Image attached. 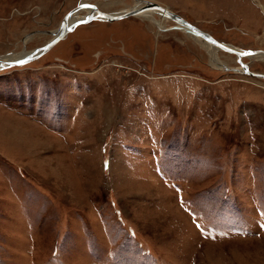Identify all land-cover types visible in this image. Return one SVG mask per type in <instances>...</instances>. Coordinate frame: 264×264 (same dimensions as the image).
I'll list each match as a JSON object with an SVG mask.
<instances>
[{"label": "rangeland", "instance_id": "374dc122", "mask_svg": "<svg viewBox=\"0 0 264 264\" xmlns=\"http://www.w3.org/2000/svg\"><path fill=\"white\" fill-rule=\"evenodd\" d=\"M145 1L264 51V0ZM80 3L135 4L0 0V57L45 45ZM151 18L79 25L0 72V264H264V79Z\"/></svg>", "mask_w": 264, "mask_h": 264}, {"label": "water", "instance_id": "95a60500", "mask_svg": "<svg viewBox=\"0 0 264 264\" xmlns=\"http://www.w3.org/2000/svg\"><path fill=\"white\" fill-rule=\"evenodd\" d=\"M134 2H137L140 4V6H133L131 9L126 10V11H122V12H116V13H107V12H101L99 11L94 5L92 4H87V6H83L81 4H78V6L76 8H74L72 11H70L68 13V15L63 19L62 23L59 25L57 31H55V33H53L54 37H52L45 45H43L42 47H40L37 50L32 51L30 54H28L27 56L20 58V59H16V60H1L0 59V69L1 71L7 68H11V67H15V66H23L25 64H28L32 61L37 60L39 57H41L42 55H44L45 53H47L55 44H57L59 41L63 40L66 35L70 32H72L77 26L79 25H83V24H87L91 21H105V22H113V21H117V20H121V19H125V18H129V17H135V16H139L142 14H145L147 12H154L156 14H158L159 16H164L167 19L172 20L175 24H178L180 26H183L186 30V32L191 33L192 35H196L199 38H201L202 40H204L206 43L213 45L214 47L225 51L227 53H231L237 56V58L239 59V68H233V69H227L225 68V70H232L233 72H238L240 74L245 73L249 76L252 77H256V78H263L264 79V74H258V73H253V72H249L246 67L244 66V64L242 63V59L248 55L251 54H264V51H253V50H249V51H238L236 49H233L231 47H228L227 45L216 41L213 37H211L208 33L203 32L199 29H197L195 26L191 25L190 23H188L187 21H185L183 18H181L180 16L174 14L173 12H171L169 9L162 7L154 2H150V1H145V0H134ZM89 8L91 11L90 15L84 16L80 19H77L76 21H74L73 23L67 25V17L77 11H79L81 8ZM174 26L172 27V29L178 30L180 29V26ZM224 69V68H223Z\"/></svg>", "mask_w": 264, "mask_h": 264}, {"label": "bare ground", "instance_id": "6f19581e", "mask_svg": "<svg viewBox=\"0 0 264 264\" xmlns=\"http://www.w3.org/2000/svg\"><path fill=\"white\" fill-rule=\"evenodd\" d=\"M81 5H83V6H87V4L88 3H80ZM135 6H140V4L139 3H137V2H135V4H134V7ZM86 8V7H85ZM82 9V8H81ZM87 9H89V8H87ZM131 9V8H130ZM91 11L92 10H90L89 9V12H86V15L85 16H87V15H90L91 14ZM74 14V13H73ZM73 14H71V15H69L68 17H67V22H66V24L67 25H69V24H71V23H73L74 21H76L77 19H80V18H82V16H79V13H77V17L76 16H72ZM153 14H156V13H154V12H147V13H145V14H142V15H139V16H142V17H144L145 19H149L151 22H154L155 24H158L159 22L158 21H155L153 18H151V16H153ZM84 15V14H83ZM158 15V14H157ZM71 16V17H70ZM159 16V15H158ZM84 17V16H83ZM161 18H163V19H166L164 16H160ZM176 25H178V24H176ZM178 26H180V25H178ZM180 29H178V30H184V31H186L185 30V28L183 27V26H180L179 27ZM188 33V32H187ZM188 34H190V35H192L191 33H188ZM67 36V35H66ZM192 36H196V35H192ZM54 37V36H53ZM198 37V36H197ZM200 42V41H199ZM226 45V44H225ZM228 47H231V46H229V45H227ZM206 48H207V50L209 51V53L212 55V62L216 65H218L219 64V62H218V59H217V57H216V55H215V52H217L218 50H220V49H218V48H216V47H214L213 45H210V44H208V46L206 45ZM231 48H233V47H231ZM233 49H236V50H238V51H241V52H243L244 50H240V49H237V48H233ZM245 51H249V50H245ZM28 54H30V53H27V54H22V55H19V56H10V57H8V56H5V57H3V58H1L0 57V59L1 60H16V58L17 59H20V58H23V57H25V56H27ZM237 57V56H236ZM246 58H249V59H254V58H260L261 60H263L264 59V54H251V55H248V56H246ZM238 59V58H237ZM241 59H243V58H241ZM239 60V59H238ZM259 60V59H258ZM222 66V68H227V67H225L224 65H221ZM0 72H1V69H0Z\"/></svg>", "mask_w": 264, "mask_h": 264}, {"label": "flooded vegetation", "instance_id": "af4514ba", "mask_svg": "<svg viewBox=\"0 0 264 264\" xmlns=\"http://www.w3.org/2000/svg\"><path fill=\"white\" fill-rule=\"evenodd\" d=\"M147 20H149V19H147ZM150 21V20H149ZM238 60V59H237Z\"/></svg>", "mask_w": 264, "mask_h": 264}]
</instances>
